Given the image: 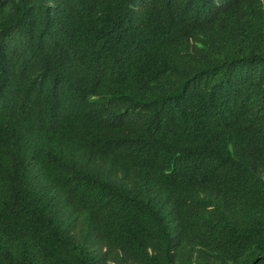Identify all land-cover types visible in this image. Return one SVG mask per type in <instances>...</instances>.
Masks as SVG:
<instances>
[{"label":"trees","instance_id":"trees-1","mask_svg":"<svg viewBox=\"0 0 264 264\" xmlns=\"http://www.w3.org/2000/svg\"><path fill=\"white\" fill-rule=\"evenodd\" d=\"M44 1L0 0V68L26 31L44 50L78 53L86 37L76 32L103 24L95 10L139 2L134 45L120 44L103 93L120 102L136 92L147 121L127 136L123 178L110 180L79 101L82 70L57 86L0 72V264H264V0L224 1L194 25L176 0L173 47L158 42L170 16L154 0H49L60 20L50 32ZM146 13L156 26L139 21ZM173 48L162 84L159 55ZM196 94L223 129L198 134L217 147L188 136L195 117L173 107Z\"/></svg>","mask_w":264,"mask_h":264},{"label":"clouds","instance_id":"clouds-1","mask_svg":"<svg viewBox=\"0 0 264 264\" xmlns=\"http://www.w3.org/2000/svg\"><path fill=\"white\" fill-rule=\"evenodd\" d=\"M224 1L230 0H187V8L190 7L193 10L189 11V13L194 14L190 15L189 23H193V25L194 23L197 24V21L199 23L200 20L204 19L203 14H207L206 17H211L212 14L219 11ZM257 1L259 4L262 2V0ZM154 2L156 7L159 8V15L163 18L170 16L172 11H174V6H177L176 0H171L169 5H163L159 0H154ZM140 6L141 4L137 2L130 10H127L122 5H118L114 10L110 9L111 11L105 7H101V10H95L97 18L103 24L99 25L96 23V27H86L87 32H76L77 37L82 38L84 33L86 37V41L83 39V44L78 53L44 50L41 43L37 39L29 37V32L26 31L27 37L20 38L16 41L15 47L9 48L6 62L0 68V72L11 79L20 80L22 75L27 77L29 73H32V77L37 76L44 81L50 80L56 86L59 85V81L61 80H73L79 70H82L83 80L80 83L82 85L79 84L81 88L79 101L83 103L81 106L83 114L88 118L89 123L97 128V133L95 134L98 137L96 153H101L102 156L108 153L110 167L112 164V171L109 168L101 176L108 177L110 180L123 178L124 168L117 161L122 155L131 152V145L126 141L127 136L132 130L136 131L138 125L142 129L144 127L142 121H147V117H143V114L147 112V107L145 108L139 102L138 97L135 95L136 92L127 93L120 102L109 98L108 95L103 93V90L107 89L105 79L108 76L115 77L120 71L108 69L109 64L115 63L117 60L120 44L134 45L130 27L134 26L133 21L137 19L135 11ZM42 8L47 11L46 16L49 15L50 17L49 20L45 17L42 23L45 26L42 28H46L45 32H50L53 29L51 26L56 27L60 22L59 16L56 14L57 7L52 6L48 0L44 1ZM197 17L199 18L197 19ZM172 18H174L173 15L170 16V21L167 19V24H157L161 27L152 23H155L156 13H146L139 21L145 26H156L159 31L158 37L161 36L158 42L162 45L173 47V42L170 38L176 39V35L175 32L173 33L170 22L176 23V21ZM193 25L186 27L179 25V28L185 33L190 31ZM174 49L159 55V63L169 66L167 68L159 64L163 67L160 70L162 84L171 78V61ZM102 78L104 79L102 80ZM176 103L173 104V107L178 112H188L189 115L195 117V124H193L188 136L210 147L219 146V143L214 138L198 134L200 130H212L213 123L218 125L219 135H222L223 131L222 125L219 122L207 121L205 119L204 109L206 108L204 107L201 95L196 94L192 102L178 101ZM176 117H172L168 112L167 118L169 123L174 122ZM130 122L133 124V129L128 126ZM146 139L154 142L151 135H148ZM75 159L76 163L81 165L82 160L79 159L77 153ZM219 164H222V162H217L211 168L218 170L215 168Z\"/></svg>","mask_w":264,"mask_h":264}]
</instances>
